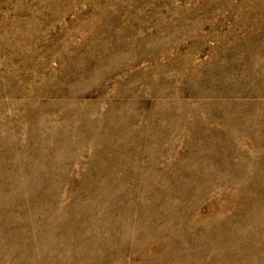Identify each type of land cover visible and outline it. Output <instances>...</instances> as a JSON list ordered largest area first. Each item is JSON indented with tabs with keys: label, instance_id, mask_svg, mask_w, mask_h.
I'll list each match as a JSON object with an SVG mask.
<instances>
[{
	"label": "rangeland",
	"instance_id": "rangeland-1",
	"mask_svg": "<svg viewBox=\"0 0 264 264\" xmlns=\"http://www.w3.org/2000/svg\"><path fill=\"white\" fill-rule=\"evenodd\" d=\"M0 264H264V0H0Z\"/></svg>",
	"mask_w": 264,
	"mask_h": 264
}]
</instances>
